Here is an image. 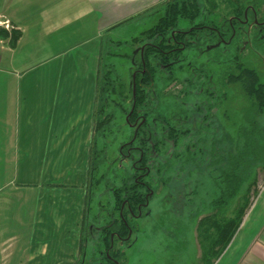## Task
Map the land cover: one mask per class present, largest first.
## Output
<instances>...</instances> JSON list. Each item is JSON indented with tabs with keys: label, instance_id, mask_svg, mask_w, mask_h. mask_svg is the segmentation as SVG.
<instances>
[{
	"label": "crops",
	"instance_id": "0c3cea01",
	"mask_svg": "<svg viewBox=\"0 0 264 264\" xmlns=\"http://www.w3.org/2000/svg\"><path fill=\"white\" fill-rule=\"evenodd\" d=\"M164 2L0 0L21 33L0 38V248L17 243L20 264L81 243L102 55Z\"/></svg>",
	"mask_w": 264,
	"mask_h": 264
},
{
	"label": "rangeland",
	"instance_id": "374dc122",
	"mask_svg": "<svg viewBox=\"0 0 264 264\" xmlns=\"http://www.w3.org/2000/svg\"><path fill=\"white\" fill-rule=\"evenodd\" d=\"M169 1L171 0H165L164 4ZM157 21V16L152 20H147L145 24H142L141 31L144 28L153 27ZM181 23H184V21ZM183 27H186V25L182 24L181 28ZM137 32L134 35H128L126 31L122 41H125V38H127V42L131 41L132 36H139L140 33ZM117 40L115 39V41ZM107 51L110 54L107 53L105 55V63L113 64L115 74L128 83L132 62L129 56L134 52L133 47L131 45L118 46L114 44ZM192 55L191 52L188 53L182 71L179 70L176 73L177 78L175 80L172 79L170 82L158 81V91L163 95V98L159 102H154V105L158 108L157 111L166 113L172 125H176L178 132H182L183 128H188V124L192 122L193 117L197 118V124L200 123L202 125L205 121L211 123L212 128L204 125L202 134L197 137L198 141L202 139L199 148L203 149L201 152H204L206 147L210 146L207 144L208 141L206 139L208 137L211 139L215 133V123H218L220 128L222 125L225 126L227 132L226 137L221 136L220 131L215 134L218 144L215 146L217 151L222 148L235 150L237 141H239L238 145L241 148L243 140H239L238 133L246 125L243 117L250 105L244 86L240 83L228 82L227 84L221 81L222 78H215L217 80H214V73L220 71L222 67L218 64L214 65L213 59L210 66L211 72L207 70L209 69L207 66L206 69L199 70L198 74L195 73L196 71L193 73L194 70H191L193 65ZM202 58H199L197 67H201ZM258 66L264 71V60ZM217 82H220L222 86H215L214 83ZM212 91L215 92L219 99L211 98ZM211 100L213 104H211ZM211 105L214 109L211 108ZM211 113L215 115V118L210 116L212 115ZM200 115H205L208 119H198ZM123 120L121 129L115 127V136L108 137L106 141L109 154H112V159L117 157L120 145L130 139L129 134H121L124 128H128L127 133L128 130L130 131L129 126L125 125V119ZM261 122L262 126H264V115L261 118ZM158 133L160 139L164 142V147L160 150L161 154L156 156L155 165L158 169L155 168L156 171L154 170L153 175L157 177V171L162 173L155 180L157 182L158 180L160 182L165 181L166 183L167 180L173 178L171 182L165 185L168 184L173 188L178 185L180 186L179 192L182 193L186 191L184 188L185 184L188 187V191H192V188L198 185V193L200 195L197 198V204H202L203 201L207 203L215 201L220 194V190L215 184V178L218 176V173L213 172L215 167H213L211 172L206 170L200 175L196 169L193 170L187 165L189 160L187 158L189 156L188 153H190V150H194L192 138L190 139L189 136L183 137L175 145L173 141L167 139V132L158 130ZM211 133V136H206V134L210 135ZM103 145L102 143L100 144L102 147ZM208 151L207 160L214 165V160L210 158L212 153H210V150ZM219 166L222 167V165ZM223 166L226 167L225 164ZM181 169L184 170L181 171ZM106 170L109 171L110 167L105 166L101 169V172ZM207 172L210 176H208ZM107 174L111 177L110 173ZM198 174L203 177H200L203 182L201 185L195 183L199 178L196 177ZM251 174V181L255 180L256 184L249 187V183H247L242 188L239 196L226 208L225 212L218 208L204 211L202 206L201 211L198 212L193 222H187L183 218L182 213L180 214L181 209L174 206L173 201L166 193L167 190L161 192L163 191L161 186L164 183L157 185V182H154L156 184L155 191L158 194L150 206L151 211L142 218L132 219V223L136 225L137 230L133 232L131 241L118 244L125 252V264H264V169L255 166ZM192 181L193 183H191ZM97 189L93 190L94 193L90 191V199H94L92 204H90L91 208L88 218L90 221H93V217L99 213V205L108 206V203L112 202V195H110L108 188L100 184ZM176 194L178 195L179 193L177 192ZM178 196L181 195L179 194ZM178 202V205H182L183 201L180 199ZM243 207L242 222L238 228L232 231L228 243H220L219 239L215 243H212V240L207 241L208 239L206 238L203 240L204 233L201 232L200 225L202 224L204 230L207 217L211 215L209 217L210 225L217 221L225 223L227 219L236 216ZM188 211L186 215H191L189 212L192 213V211ZM104 215L106 216L105 212ZM129 220L131 221V219ZM212 227L213 229L215 228V226ZM218 233L219 230L213 234L218 237ZM16 244L7 245L6 243L4 247L0 248V264H20L19 261L17 262L18 254L15 253ZM19 244L22 245V243ZM38 244L40 245V243ZM79 244L68 243L67 250L69 254L66 255V260L63 258L61 261H57L56 258H52L47 264L91 263L94 260L93 248L88 245L86 252L80 251L78 249ZM208 255L210 260H206ZM13 258L15 259L14 262L12 261Z\"/></svg>",
	"mask_w": 264,
	"mask_h": 264
},
{
	"label": "trees",
	"instance_id": "16d2710c",
	"mask_svg": "<svg viewBox=\"0 0 264 264\" xmlns=\"http://www.w3.org/2000/svg\"><path fill=\"white\" fill-rule=\"evenodd\" d=\"M203 2L211 12L219 10L223 5V10L226 11V16L230 17L236 9V7L233 8L236 4L235 2H238L239 5L241 0H203ZM238 5L236 4V6ZM160 8L165 9L164 17L161 18L155 26L142 32L140 36L135 37L132 42L133 45L147 43L145 48L146 68L144 69L141 63L138 64L139 68L141 70L143 69L144 72H139L136 78V107L130 121H135V118L141 113L148 117L147 121L140 128L137 140L132 145L143 147L140 151H135V154H137L136 160H140L137 162L139 166H149L150 171L147 172L144 170V175L140 178V181H144L146 185H143L140 182L136 183L135 179L140 173L133 176L127 175L128 178L123 180L125 185L124 188L115 191L117 196L115 207L116 213L120 211L126 199H129V203L132 206L135 205L134 207L137 209V205L146 201V192L154 190L155 179L162 173L157 171V177L153 175L154 170L157 167L155 165V162L157 161L156 156L161 154L160 150L164 147V142L160 139V135L157 134L158 130L160 128L165 131L169 129L168 131H171V134H167L166 137L170 141H173L175 145H177L181 138L187 136L190 137L191 134L188 128H183L182 132H178L179 130L176 128V125H172L163 112L157 111L158 108L154 105V102L151 101V97L154 95L153 90L156 87V81L158 80V75L160 73H167L170 77H174L175 75L176 78V73L178 72H175L174 67L167 69L159 66L158 59L161 57L157 56L156 53L157 46L161 45V34L167 36L170 35V33L177 27L180 17L190 20L197 17L198 12L200 11V3L199 0H171L166 4H163ZM229 29L230 31L228 35L231 37L233 30L231 26H229ZM20 34V32L15 31L14 29H0V38H10L13 45L20 37ZM167 39L164 40L165 43L167 42ZM238 39L239 32L237 31V35L233 41L234 46ZM121 44L125 45L128 44V42H121L117 45L121 46ZM113 45V41L111 39L108 40L107 46L102 55V65L99 71L97 99L94 112V130L92 144L90 146L89 192L83 223L82 243H80V251L85 252L88 246V243H85L88 239V235H92L96 232V229L94 228L92 229L91 234L90 227L93 223L88 222L91 208L90 204H92L94 200L90 199V191L94 193L93 190L97 189L100 184H110L108 179L109 176L107 174L108 170L101 172V169H103L106 166V163L111 159L106 141L108 137L115 136V127L121 129L124 121L123 119H125V116L130 113V107H127L126 103L133 97L132 89H128L127 83L124 82L120 76L115 74L114 65L105 63V55L107 53L110 54L107 50ZM233 69L235 70L230 72L229 82L240 83L244 86L250 101L249 109L245 112L243 117L246 125L243 126L238 133L239 140H243L241 148L240 145H238L239 141L236 143L237 146L235 150L227 149L217 151L216 148H214L210 151V153H212L210 158L215 162L214 166L209 160H207V157L204 158V153L201 152L203 149H199V144L202 142L201 139L196 144V148L194 147L193 151L190 150V153H188L189 156H187L189 159L187 164L188 167L190 166L193 170L196 169L198 172L200 171L199 173L206 170L211 172L213 167H215L213 172L218 173L215 182L220 189V194L218 198L213 201L212 205L216 209H222L221 211L223 212H225L226 208L232 203V201L239 196L242 188L247 183H249V187L256 184L255 180L251 181V173H253L255 166L264 169V126H262L261 122V118L264 115V77L253 69L251 65L240 64L238 62L237 54L229 61V70L232 71ZM165 82L168 81L165 79ZM197 137L200 136L197 135ZM130 139H133V136H130ZM101 143L104 144L103 147L100 146ZM127 146H124V151H126ZM197 155H199V157H197ZM223 164H225L226 167H224ZM219 165H222V167ZM183 170L184 169H181V171ZM208 175L210 176V174ZM171 180H173V178L167 180L166 183L171 182ZM125 194H127V196H125ZM243 211L244 207L238 211L236 216L227 219L225 223H219L217 221L207 226V223L205 222L204 230L201 224L200 229L201 232L204 233L202 237L203 240L206 238L208 239L207 241L212 240L211 242L215 243L219 239V241H221L220 243H228L232 231L238 228L242 222ZM127 213V211L124 213L126 221L128 216ZM212 226H215V228L213 229ZM218 230L219 233L217 237L216 234L213 233ZM114 232L117 233V235L127 237L129 229L123 220H120L119 218L116 219L114 226L106 227L100 234L99 239L102 243L100 245V250H97L99 254L101 251L103 254L99 260L94 259L91 263L89 262L86 264H125V253H123L121 249H118L116 244L112 243L111 235ZM96 254L97 253H93V256ZM206 260H210L209 255Z\"/></svg>",
	"mask_w": 264,
	"mask_h": 264
},
{
	"label": "flooded vegetation",
	"instance_id": "af4514ba",
	"mask_svg": "<svg viewBox=\"0 0 264 264\" xmlns=\"http://www.w3.org/2000/svg\"><path fill=\"white\" fill-rule=\"evenodd\" d=\"M199 3H200V11L198 12L197 17L191 20L180 17L178 20L177 27L170 33V35L167 36V35L161 34V45L157 46V53H156L157 56L161 57L158 59L159 66L167 68V69L174 67L175 72L179 70L182 71V68H183L184 63L186 62L188 53L191 52V54H193L191 57L192 58L191 60L193 63L191 70H194L193 73L195 71H196L195 73L200 72L199 70L206 69L207 66L209 68L207 70L211 72L212 70H210L211 69L210 66L212 65L211 62L213 59L214 65L218 64V65H221L222 67L220 71H216L214 73V80H217L215 78H219V79L222 78L221 81L228 84L230 72H233L235 70V69H233L232 71L229 70V61L230 59H233L234 56L237 54L238 62L240 64L251 65L253 69H255L257 72H259L264 77V71L260 69L258 66L259 63H262V61L264 60V0H241L239 5H238V2H235L239 7L236 6V4L234 3L235 6H233V8L236 7V9L230 17L226 16V11L223 10V5L221 6L219 10L211 12V10L207 9L206 4L203 2V0H199ZM164 15H165V9L164 8L160 9L156 15L158 17V21L161 18H163ZM156 16L154 18H156ZM148 20H152V19H148ZM146 21L147 20H142L132 25H129L127 28L128 29L127 34L134 35V33L137 31H140L137 33L141 34L142 32L148 30V28H144V30L141 31L142 24H145ZM182 21H184V23H181ZM180 23L181 25L182 24L186 25V27L181 28ZM229 26H231L233 30V34L231 35V37L228 35L230 31ZM237 31L239 32V39L236 45L234 46L233 41H234L235 36L237 35ZM123 35L124 34H120L118 37H115V39H118V40L116 42L114 41V44L116 43L117 45L118 43H121V42L122 43L127 42L126 40L127 38H125V41H122L124 37ZM135 37H138V36H132L131 41H128V44H125V45H131V47H133L134 49V52L129 56L132 61L131 68H130L131 72H130L129 82L128 83L126 82L128 89H132V93H133L132 99H130L126 103L127 107H130V113L125 116V125L127 124L129 126L130 131L128 130V133H127L128 128H124L121 131L122 132L121 134H125V133L129 134L128 136H133V139H129L127 142H123L124 144L122 143L120 145L119 152L116 158L113 157L112 159V154L110 155L111 159L108 163H106V167L108 168L110 167V170L108 171V173H110V176H111V177H108L110 184L107 185L103 183L102 185L109 189V193H111L110 195H112V202L110 201L108 203V206L99 205V209H100L99 213L93 217V221L88 220V222L93 223L90 227L91 234H92V229L94 228L96 229V232L93 233L92 235H88V239L85 243H88V245L93 248V251H92L93 253H97L94 256V259H97V260H99L101 255L103 254L102 251L100 252V254L97 252V250H100V245L102 243V241L99 238L103 230L108 226H114L116 219L119 218L120 220H123V222L126 224V226L129 229L128 236L123 237V236L117 235V233L115 232L112 233L111 235L112 243L116 244L118 249H121L118 246V244L130 242L133 236V232L137 230L136 225L132 223L133 222L132 219L142 218L146 216L151 211L150 206L152 202L155 200L156 195L158 194L155 191V186H156L155 184V186L153 187L154 190H152L151 192H146V197H145L146 201L144 203L137 205V209L134 207L135 205L132 206L129 203L130 201L129 199H126L120 211H118V213H116L115 211V207L117 203V196L115 194V191L117 189L124 188L125 185H124L123 180L128 178L127 175L133 176L137 173H140L138 177L135 179V181L136 183L140 182L141 184L146 185L144 181H140V178H142V176L144 175L143 174L144 170H146L147 172L150 171L149 166L148 167L139 166L137 162L140 160H136L137 154H135V151L136 150L140 151L143 147L132 145L137 140V136L139 135L140 128L147 121V118H148L145 114L141 113L135 118V121L133 122L130 121V118L136 107V101H135L136 93H137L136 78L139 72H144L143 69L141 70L139 68L138 64L141 63L142 67L144 69L146 68L145 48H146L147 43H143L142 45H133L132 42ZM165 39H167L166 43L164 42ZM200 57H203L202 58L203 63L201 67H197L196 65H197V62H199ZM166 61H169V62H166ZM176 78H175V75L174 77H170V75H168L167 73L166 74L160 73L158 75V80L156 81V85H155L156 87L153 90L154 95L151 97V101L159 102L163 98V95H161L158 91V86H159L158 81L165 82V79H166L168 82H170V80L172 79L175 80ZM214 84L215 86H218L220 85V82H217ZM211 98L219 99V97L215 95L214 91H212ZM211 104H213L212 100H211ZM211 108H213L212 105H211ZM163 114L167 116L166 113H163ZM211 114L212 115L210 116L211 117L213 116L215 118V115L213 113ZM192 119H191L192 122L188 124L189 125L188 129L190 130V133H191L190 139L192 138L191 139L192 144L196 148V144L198 143L197 135L200 136L202 134L204 125L210 128H212V125L211 123H208L207 121H205L204 124L202 123V125L200 123L197 124L196 122L197 118L193 117ZM198 119L205 120L208 118L205 115H200V118ZM152 120H155V119H152ZM214 128H215V131H214L215 133L213 135L212 133L210 135L206 134V136L212 135V137L211 139L209 137L208 139H206V141H208L207 144L210 146H207L206 150L202 152L204 153L203 154L204 158L209 155L208 150L211 151L212 149L215 148V146L218 145L216 142L215 134H217L220 131L221 136L223 137L227 136L225 126L222 125L220 128L218 123H215ZM168 130L165 131V130H162L161 128L159 129V131L167 132V134L169 135L171 131H168ZM157 134L159 133L157 132ZM123 145L124 146L129 145L127 146L126 151H124ZM199 145H201V143ZM223 150L225 149L222 148L221 151ZM200 175L198 174L196 176L199 178L195 182L196 184L198 183L199 185L203 183L200 179V177L201 178L203 177ZM161 183L162 184L164 183L161 186L163 189V191L161 192H164L167 190L166 193L168 197L171 199V201H173V204L174 206H176V208L178 207L181 209L180 214L182 213L183 218L187 222L188 221L193 222L195 220L196 215L198 214L199 211H201L202 206H203L204 211H208V209L210 210L216 209L212 205L213 201L210 203L203 201L202 204H197V198L200 195L198 193L199 192L198 185L193 187L192 191H188L187 190L188 187L185 184L184 188L186 191L182 193V192H179L180 186L178 185H176L173 188L168 184L165 185L166 183L164 181L160 182L159 180L157 182V185H160ZM191 183H193V181ZM88 192H89V188H88ZM177 192L181 196H178L179 194L177 195L176 194ZM125 196H127V194H125ZM180 199H182V201L185 203L183 204L182 202V205H178L179 204L178 201ZM107 207L109 208L107 209ZM187 210L192 211V213L188 211L189 214L191 215H186ZM126 211L128 212L127 221L124 218V213ZM104 212L106 216L104 215ZM209 217L205 219V221L207 222V226L210 225ZM129 219H131V221ZM103 221L105 222L102 224H98ZM122 252L125 253L123 250Z\"/></svg>",
	"mask_w": 264,
	"mask_h": 264
},
{
	"label": "built area",
	"instance_id": "2783aa9c",
	"mask_svg": "<svg viewBox=\"0 0 264 264\" xmlns=\"http://www.w3.org/2000/svg\"><path fill=\"white\" fill-rule=\"evenodd\" d=\"M1 26L5 28L6 30H11L12 27L9 22H0Z\"/></svg>",
	"mask_w": 264,
	"mask_h": 264
}]
</instances>
